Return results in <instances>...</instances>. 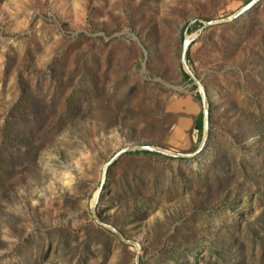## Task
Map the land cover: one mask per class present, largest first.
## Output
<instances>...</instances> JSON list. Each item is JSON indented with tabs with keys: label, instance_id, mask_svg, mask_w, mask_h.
I'll return each instance as SVG.
<instances>
[{
	"label": "rangeland",
	"instance_id": "rangeland-1",
	"mask_svg": "<svg viewBox=\"0 0 264 264\" xmlns=\"http://www.w3.org/2000/svg\"><path fill=\"white\" fill-rule=\"evenodd\" d=\"M250 1L0 0V264H264Z\"/></svg>",
	"mask_w": 264,
	"mask_h": 264
},
{
	"label": "water",
	"instance_id": "water-1",
	"mask_svg": "<svg viewBox=\"0 0 264 264\" xmlns=\"http://www.w3.org/2000/svg\"><path fill=\"white\" fill-rule=\"evenodd\" d=\"M257 0H251L247 5H245L238 13H236V15H234L233 17H236L242 13H245ZM232 17V18H233ZM223 21H226L228 19L226 18H223L222 19ZM191 38L192 37H186L184 39V42H183V47H182V55H181V61L183 63V65L185 66V69H186V72L188 73V75L190 77H192V79H194V81H196L199 85V88H200V94H201V99H202V103H203V125H204V128H206L207 130V127H208V109L206 107V95H205V92H204V89H203V86L199 83V81L196 79V77L193 75V73L189 70L188 68V65H187V62H186V52H187V48H188V45L191 41ZM204 141H205V136H204ZM145 149V150H151V151H158V152H162V153H165L164 150L162 149H159V148H156L154 146H151V145H142V144H135V145H130L128 147H125L123 149H121L120 151H118L116 153V155L106 164L105 166V170L107 169V166L113 162L119 155L127 152L128 150H132V149ZM105 177H106V174L104 173L103 175V179L102 181L104 182L105 180Z\"/></svg>",
	"mask_w": 264,
	"mask_h": 264
},
{
	"label": "trees",
	"instance_id": "trees-1",
	"mask_svg": "<svg viewBox=\"0 0 264 264\" xmlns=\"http://www.w3.org/2000/svg\"><path fill=\"white\" fill-rule=\"evenodd\" d=\"M184 77L188 78L189 75L187 73H184ZM195 128L201 133L202 132V128H203V114L202 112H200L196 119H195ZM135 152H139V151H135Z\"/></svg>",
	"mask_w": 264,
	"mask_h": 264
}]
</instances>
